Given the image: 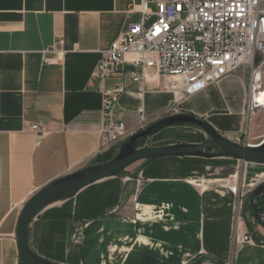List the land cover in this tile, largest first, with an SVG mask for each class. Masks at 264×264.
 <instances>
[{
    "label": "crops",
    "instance_id": "1",
    "mask_svg": "<svg viewBox=\"0 0 264 264\" xmlns=\"http://www.w3.org/2000/svg\"><path fill=\"white\" fill-rule=\"evenodd\" d=\"M141 2L0 0V264L19 262L17 223L25 204L100 158L104 119L95 71L103 53L141 21V11L133 10ZM59 40L63 59L44 64L45 51ZM131 70L122 65L106 84L126 87L116 117L135 132L139 110L144 108L151 124L168 112L172 95L166 81L139 93ZM253 70L244 67L190 98L186 113L206 117L222 135L241 133L249 117ZM36 125L46 131L41 139L32 130ZM166 130L150 138L152 147L207 139L190 127ZM247 130L251 145L264 140L263 107ZM215 159L144 161L137 178L96 182L40 213L30 226L31 247L59 264H197L201 258V264H264V229L253 223V235L237 221L233 187L204 181L220 177L213 170ZM263 179L264 172L251 187ZM246 233L256 243L236 245L235 236Z\"/></svg>",
    "mask_w": 264,
    "mask_h": 264
},
{
    "label": "built area",
    "instance_id": "2",
    "mask_svg": "<svg viewBox=\"0 0 264 264\" xmlns=\"http://www.w3.org/2000/svg\"><path fill=\"white\" fill-rule=\"evenodd\" d=\"M135 9L141 11V21L129 25L103 53L95 71L102 96L103 148H119L133 133L149 125L144 108L139 110L135 132L128 129L124 118L116 117L127 89L123 85L109 88L106 83L126 64L132 67L130 76L139 93L146 92L149 84L161 85L166 81V90L172 95L168 112L175 114L184 110L190 98L244 67H253L249 111L264 108L256 101L257 94L259 98L264 94V0H142L133 6ZM63 43L59 40L45 51L44 64L63 59ZM49 54L56 58L48 57ZM32 130L39 139L46 133L38 125ZM233 142L260 146L264 140L251 145L248 131H242ZM231 190L237 194V187ZM246 243H256L251 234L235 236L236 245Z\"/></svg>",
    "mask_w": 264,
    "mask_h": 264
},
{
    "label": "water",
    "instance_id": "3",
    "mask_svg": "<svg viewBox=\"0 0 264 264\" xmlns=\"http://www.w3.org/2000/svg\"><path fill=\"white\" fill-rule=\"evenodd\" d=\"M179 127L197 129L204 133L207 139L199 144L181 143L163 147H143L145 141L160 132ZM166 157L230 158L247 164L264 165V143L260 146L239 145L224 137L206 117H199L192 113L163 117L128 137L113 159L89 165L53 182L41 189L25 204L17 223L19 264H59L40 257L30 243L31 223L47 207L74 198L83 189L96 182L119 177L139 162ZM263 197L264 181L249 193L244 202L243 219L253 235H256L253 223L264 229ZM203 260V258L199 259L197 264H201Z\"/></svg>",
    "mask_w": 264,
    "mask_h": 264
},
{
    "label": "rangeland",
    "instance_id": "4",
    "mask_svg": "<svg viewBox=\"0 0 264 264\" xmlns=\"http://www.w3.org/2000/svg\"><path fill=\"white\" fill-rule=\"evenodd\" d=\"M221 84H217L214 85L215 87L220 86ZM249 109V108H248ZM259 109H256L254 111H249V113L247 112V119L246 120V128L243 129V131H248L247 127H248V123L250 124L251 118L253 117L255 111H258ZM186 113L185 109L178 113ZM169 115H175V113H170V112H166L164 115H162L161 118L169 116ZM249 118V120H248ZM170 131V130H166L161 132L159 135ZM175 133H179L177 131H182V130H171ZM185 132V130H184ZM249 142L252 139L251 138V132L249 130ZM224 137H226L227 139L234 141L236 136L229 134V133H225L223 135ZM157 137V136H156ZM206 138V136H205ZM150 140L146 141L143 145V147H152V145L150 144ZM114 146L112 145H107L105 146L99 157H105L107 155L113 154L114 153ZM215 164H218L217 166H214L213 170H219V174L220 177L213 178L210 177L209 179H205L204 181L206 182H213L215 186H218L220 188H227V187H237L238 191L237 194H235V211H236V219L238 222H240V216L242 215V201L244 202V199L247 198V196L249 195V193L254 190L260 183H262L264 181L261 180L260 182H258L256 185H254L253 187H251V185H253L256 180L258 179V176L264 172V165H256V164H247L241 161H235V160H229V159H215L213 160ZM206 163V162H205ZM144 165V162H140L135 164L134 166L130 167L127 171L124 172V174H122V176H125L124 178L127 179V181L132 180L134 178H137V174L139 172V170L142 168V166ZM209 169L212 170V167L209 166ZM219 181V182H218ZM201 184V183H199ZM198 184V185H199ZM210 186V185H209ZM245 196L244 199L242 198V196ZM244 221V219H243Z\"/></svg>",
    "mask_w": 264,
    "mask_h": 264
},
{
    "label": "trees",
    "instance_id": "5",
    "mask_svg": "<svg viewBox=\"0 0 264 264\" xmlns=\"http://www.w3.org/2000/svg\"><path fill=\"white\" fill-rule=\"evenodd\" d=\"M145 142H146V141H145ZM145 142H144V143H145ZM144 143H143V145H144ZM118 150H119V148H116V149L114 150V153H113V154H110V155H107V156H105V157H101V158H99L98 161H97V163L106 162V161H109V160L113 159V158L115 157V155L117 154ZM123 174H124V173H123Z\"/></svg>",
    "mask_w": 264,
    "mask_h": 264
},
{
    "label": "bare ground",
    "instance_id": "6",
    "mask_svg": "<svg viewBox=\"0 0 264 264\" xmlns=\"http://www.w3.org/2000/svg\"><path fill=\"white\" fill-rule=\"evenodd\" d=\"M262 96H264V94H262ZM260 97L259 98V95L257 94V96H256V101H258V103L261 105V106H263L264 105V98L263 97ZM202 133V132H201ZM205 135V134H204ZM206 136V135H205ZM206 139V138H205Z\"/></svg>",
    "mask_w": 264,
    "mask_h": 264
}]
</instances>
